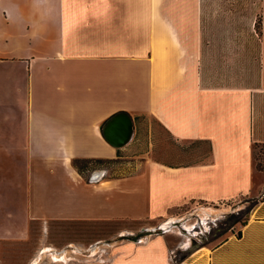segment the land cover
<instances>
[{
  "label": "crops",
  "instance_id": "1",
  "mask_svg": "<svg viewBox=\"0 0 264 264\" xmlns=\"http://www.w3.org/2000/svg\"><path fill=\"white\" fill-rule=\"evenodd\" d=\"M256 1L255 70L232 79L218 51L252 48L216 39L205 24L209 0H0V264L4 246L39 221L153 220L243 196L258 200L247 224L178 264H264V167L255 157L264 146V0ZM118 112L151 116L175 140L211 151L192 165L147 160L140 174L87 184L73 161L117 158L102 127ZM112 254L107 264H170L171 249L156 236Z\"/></svg>",
  "mask_w": 264,
  "mask_h": 264
},
{
  "label": "rangeland",
  "instance_id": "2",
  "mask_svg": "<svg viewBox=\"0 0 264 264\" xmlns=\"http://www.w3.org/2000/svg\"><path fill=\"white\" fill-rule=\"evenodd\" d=\"M208 4L210 13L205 17V24L216 28V39L227 44L231 42L233 45L247 41L249 48H252L247 51V60L244 59L245 51L239 55L238 46H227L225 50L218 51L220 54L216 58L222 57L221 63L225 62L227 65L228 71L225 74L233 79L239 77V71L244 74L247 67L253 72L255 66L250 64L248 57L254 53V43L260 36L257 1L209 0ZM239 83L240 79H236L228 81L227 84L234 86ZM133 120V137L125 147L117 150V158L92 160L87 163L81 173L87 184L92 183L90 177L95 172H103V180L120 179L140 174L147 160L168 166H184L202 162L209 155L207 143L177 141L151 116L139 115L133 117ZM255 157L257 167H264V146L256 149ZM253 200L255 199L243 196L220 205L199 204L196 210L181 209L167 217L153 220L55 218L39 221L31 226L25 240L4 246L1 253L2 263L71 264L106 261L104 263L107 264L114 255L112 252L121 243H141L152 237L165 236L171 249L169 262L178 264L175 260L189 249L183 248L186 242L188 247L193 241L197 246L206 243L209 248L220 244L231 233L228 231L218 236L220 224L227 223L230 214L243 221L244 210ZM171 221L179 224L166 231L165 224ZM241 227L240 223H236L234 231ZM64 252L67 255L64 260L52 258L53 255L60 256Z\"/></svg>",
  "mask_w": 264,
  "mask_h": 264
},
{
  "label": "water",
  "instance_id": "3",
  "mask_svg": "<svg viewBox=\"0 0 264 264\" xmlns=\"http://www.w3.org/2000/svg\"><path fill=\"white\" fill-rule=\"evenodd\" d=\"M135 131L133 117L127 112H118L109 117L102 127V135L105 141L115 149L125 147L132 139ZM104 176L103 172H95L90 177V182H99ZM178 222H167L166 231Z\"/></svg>",
  "mask_w": 264,
  "mask_h": 264
},
{
  "label": "trees",
  "instance_id": "4",
  "mask_svg": "<svg viewBox=\"0 0 264 264\" xmlns=\"http://www.w3.org/2000/svg\"><path fill=\"white\" fill-rule=\"evenodd\" d=\"M197 143H202V141H195ZM208 144V147H209V152L211 151V144L209 142H205ZM119 150V149H118ZM92 160H95V161H102V160H105V159H90V158H83V159H75L73 161V166L80 172V173H83V169H85L87 167V163L88 162H91ZM184 166H188V165H184ZM255 199V198H254ZM258 203V200L255 199L253 200L252 204L250 206H248L245 210H244V216H245V219L243 221H241L240 219H237V217H235V215L233 214H230L228 215L229 217L228 218V221L227 223H221V227L218 229V236L220 235H223L225 234L226 232L228 231H232L234 232V226L236 223H240L242 227H244L246 224H247V220H248V216H249V213L250 211L254 208V206ZM241 236V232L239 231L237 233V237H240ZM130 238V237H128ZM223 243V241L221 242ZM220 243V244H221ZM218 244V245H220ZM207 244L206 243H202L200 245H196L195 241H193L192 245L190 246L189 249H187L185 251V253L183 254L182 257H180L179 259H176L175 261L177 263H180L182 261H184L194 250L198 249V248H201L203 246H206ZM217 245V246H218Z\"/></svg>",
  "mask_w": 264,
  "mask_h": 264
},
{
  "label": "bare ground",
  "instance_id": "5",
  "mask_svg": "<svg viewBox=\"0 0 264 264\" xmlns=\"http://www.w3.org/2000/svg\"><path fill=\"white\" fill-rule=\"evenodd\" d=\"M187 244H188V242L185 243V245H187ZM52 258L55 259V260H56V259L64 260L65 258H67V255H66V253L64 252V253H62L60 256L53 255Z\"/></svg>",
  "mask_w": 264,
  "mask_h": 264
}]
</instances>
